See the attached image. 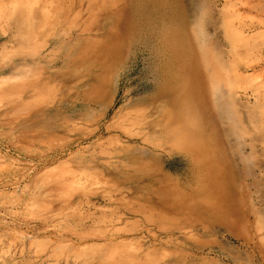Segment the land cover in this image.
Returning <instances> with one entry per match:
<instances>
[{
  "label": "rangeland",
  "instance_id": "rangeland-1",
  "mask_svg": "<svg viewBox=\"0 0 264 264\" xmlns=\"http://www.w3.org/2000/svg\"><path fill=\"white\" fill-rule=\"evenodd\" d=\"M0 264H264V0H0Z\"/></svg>",
  "mask_w": 264,
  "mask_h": 264
},
{
  "label": "bare ground",
  "instance_id": "bare-ground-1",
  "mask_svg": "<svg viewBox=\"0 0 264 264\" xmlns=\"http://www.w3.org/2000/svg\"><path fill=\"white\" fill-rule=\"evenodd\" d=\"M165 2L167 3V1H165ZM168 4H169V3H168ZM166 5H167V4H166ZM169 6H170V4H169ZM181 22H183V20H182ZM179 23H180V22H179ZM179 26H180V25H179ZM173 31L175 32L176 29L174 28ZM182 33H183V32L181 31V34H182ZM163 39H164V38H163ZM158 41H159V40H158ZM163 41H164V40H163ZM166 41H167V40H166ZM110 42H111V41H110ZM139 42H140V41H139ZM142 42H143V41H142ZM145 42H146V41H144V43H145ZM164 42H165V41H164ZM173 42H174V41H173ZM148 43H149V42H148ZM160 43H161V42H160ZM168 43H169V42H168ZM142 44H143V43H142ZM155 44H156V43H155ZM155 44H154V45H155ZM157 44H159V42H158ZM157 44H156V45H157ZM174 44H175V43H174ZM154 45H153V46H154ZM160 45H161V44H160ZM143 46H145V45H143ZM149 48H150V47H149ZM178 49H179V48H178ZM172 50H173V48H172ZM146 51H147V49H146ZM141 53H142V52H141ZM151 56H153V55H151ZM169 56H170V55H169ZM161 57H162V56H161ZM155 58H156V57H155ZM170 58H172V57H170ZM170 58H169V62H170V60H171ZM153 59H154V58H153ZM165 59H166V56H165ZM167 59H168V58H167ZM174 59H175V56H174ZM174 59H173V60H174ZM160 60H161V59H159V61H160ZM162 62H163V61H162ZM167 62H168V61H167ZM172 62H173V61H172ZM173 63H174V62H173ZM166 64H167V63H166ZM175 66H176V65H175ZM172 67H173V66H172ZM177 67H178V66H177ZM168 68H169V67H168ZM168 68H166V69H168ZM170 68H171V66H170ZM159 69H160V68H159ZM159 69H158V70H159ZM166 69H165V70H166ZM174 70H175V69H174ZM180 70H181V69H180ZM160 72H161V71H160ZM171 72H172V69H171ZM178 72H179V71H178ZM166 73H167V72H166ZM174 73H176V72H174ZM160 75H161V73H160ZM172 76H173V75H172ZM163 77H164V76H163ZM168 77H169V76H168ZM173 78H174V77H173ZM169 88H170V87H169ZM223 112H224V117L226 118V117L228 116V114H226L225 112H227V111L224 110ZM165 128H169V127L165 126ZM168 130H170V129H168ZM196 156H197V155H196ZM196 159H197V157H196ZM198 160H199V159H198ZM198 170H199V168H198ZM197 172H198V171H197ZM204 181H205V180H204ZM196 186H197V185H196ZM200 199H201V198H200ZM204 201H205V200H204ZM206 206H207V205H206ZM215 220H216V219H215Z\"/></svg>",
  "mask_w": 264,
  "mask_h": 264
}]
</instances>
